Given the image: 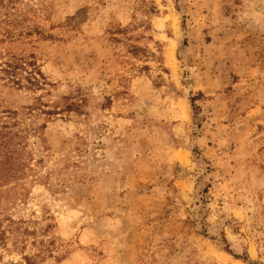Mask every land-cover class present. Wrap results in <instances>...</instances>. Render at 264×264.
I'll use <instances>...</instances> for the list:
<instances>
[{
	"label": "rangeland",
	"instance_id": "rangeland-1",
	"mask_svg": "<svg viewBox=\"0 0 264 264\" xmlns=\"http://www.w3.org/2000/svg\"><path fill=\"white\" fill-rule=\"evenodd\" d=\"M0 224V264H264V0H0Z\"/></svg>",
	"mask_w": 264,
	"mask_h": 264
},
{
	"label": "trees",
	"instance_id": "trees-1",
	"mask_svg": "<svg viewBox=\"0 0 264 264\" xmlns=\"http://www.w3.org/2000/svg\"><path fill=\"white\" fill-rule=\"evenodd\" d=\"M30 79V78H29ZM33 81H36V79L34 78V79H32ZM80 105H81V103H71L70 105H68L67 107H66V111H68V112H72V111H78L79 110V108H80ZM3 158H4V164H5V162H7V161H10L9 160V158H8V153H7V151H5L4 153H3ZM4 235H5V232L4 231H2V229H1V224H0V243H2L3 241H4V239H3V237H4ZM228 253H230V254H232V252L227 248V249H225ZM235 257L236 258H238L236 255H235ZM246 260V259H245ZM24 261H25V264H32L31 263V259L28 257V256H25L24 257ZM250 264H257V263H252V262H250Z\"/></svg>",
	"mask_w": 264,
	"mask_h": 264
},
{
	"label": "bare ground",
	"instance_id": "bare-ground-1",
	"mask_svg": "<svg viewBox=\"0 0 264 264\" xmlns=\"http://www.w3.org/2000/svg\"><path fill=\"white\" fill-rule=\"evenodd\" d=\"M184 159H186V158H184ZM187 160V159H186Z\"/></svg>",
	"mask_w": 264,
	"mask_h": 264
}]
</instances>
